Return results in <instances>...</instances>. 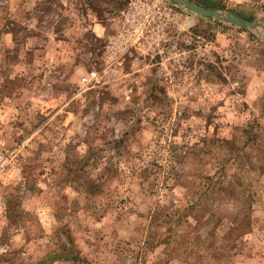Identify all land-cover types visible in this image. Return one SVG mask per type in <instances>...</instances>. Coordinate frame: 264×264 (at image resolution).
<instances>
[{
    "label": "rangeland",
    "instance_id": "374dc122",
    "mask_svg": "<svg viewBox=\"0 0 264 264\" xmlns=\"http://www.w3.org/2000/svg\"><path fill=\"white\" fill-rule=\"evenodd\" d=\"M193 1L259 25L0 0V264H264V0Z\"/></svg>",
    "mask_w": 264,
    "mask_h": 264
},
{
    "label": "water",
    "instance_id": "95a60500",
    "mask_svg": "<svg viewBox=\"0 0 264 264\" xmlns=\"http://www.w3.org/2000/svg\"><path fill=\"white\" fill-rule=\"evenodd\" d=\"M172 1L182 6H185L199 14H202L208 17H213L215 19L227 21V22L237 24L243 27L256 28L259 25L255 21L247 20L237 15H233L227 12H222L219 10L206 8L193 0H172Z\"/></svg>",
    "mask_w": 264,
    "mask_h": 264
},
{
    "label": "built area",
    "instance_id": "2783aa9c",
    "mask_svg": "<svg viewBox=\"0 0 264 264\" xmlns=\"http://www.w3.org/2000/svg\"><path fill=\"white\" fill-rule=\"evenodd\" d=\"M124 44H125V47H128L127 41ZM84 80L87 81V83H91V82L97 81L96 72H94V71L91 72L89 76L84 78ZM3 159H4L3 154H1V152H0V163L3 161Z\"/></svg>",
    "mask_w": 264,
    "mask_h": 264
},
{
    "label": "crops",
    "instance_id": "0c3cea01",
    "mask_svg": "<svg viewBox=\"0 0 264 264\" xmlns=\"http://www.w3.org/2000/svg\"><path fill=\"white\" fill-rule=\"evenodd\" d=\"M97 34H98V36L102 37V35L104 34V30H102V34H99V33H97Z\"/></svg>",
    "mask_w": 264,
    "mask_h": 264
}]
</instances>
